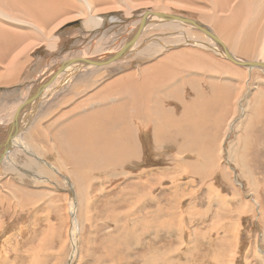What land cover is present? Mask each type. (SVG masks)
<instances>
[{
    "label": "rangeland",
    "instance_id": "rangeland-1",
    "mask_svg": "<svg viewBox=\"0 0 264 264\" xmlns=\"http://www.w3.org/2000/svg\"><path fill=\"white\" fill-rule=\"evenodd\" d=\"M181 1L188 4L187 5L188 7L185 6L186 8L181 9L177 6L178 7L177 8L176 6H172L174 4L173 2H176V1L168 0V3L165 7V8H168L166 13L182 14L184 16L196 19L202 23L204 21L203 17H206V16L210 17L211 15L210 12L215 13V11L212 8H209L210 4L208 0L206 1L205 0H181ZM234 2L236 1L234 0ZM98 9H101V4H99ZM148 10L150 12L156 11L154 7H143L140 9H136L138 13L140 11L141 13L131 20L133 22L139 20L140 17L144 14V12ZM157 11H161V10H157ZM239 12L241 13V11ZM117 13L121 14L122 16L130 14V12H116V11L113 14H117ZM218 15H220V17L223 18V17H226L228 14H220L218 12ZM159 21H162V20H159ZM263 22L264 20L262 21L261 27L264 30ZM81 23H82V20H79L78 22L66 24L65 25L66 33L72 34L77 31H80ZM151 23L147 26L148 28L146 27V29L144 30V33L142 34V37L140 38V41H141L140 43L141 44L143 43V44L139 46L140 45L139 43L138 47L136 48L137 52H135L136 51L135 49H134L135 50L134 52L138 53L146 47H149L151 50L152 49L151 47H154L153 44L155 42L160 45L161 44L167 45V43H170L168 44V48H164V49L158 48L157 53H155L156 55L151 54V57L143 56L141 59L138 58L136 60H131L130 64H124V66H120L121 68L120 71H116L113 74L111 73L109 75L102 76L104 80L101 83L99 81L97 82L98 85L101 87H99L98 85H96L97 83H95L93 88L90 87L87 92L81 95V98L83 100L84 99L89 100L93 96H98V95H101L100 93H104L103 92L104 89L106 87H109L110 84L121 79L119 78V76L124 75L126 70H131V68L135 69L134 67L138 65L139 66L142 65V68H143L144 66H151L155 64L158 61L157 59L163 56L165 52L177 53V51L181 50L180 53H182V50L184 49H191V50L193 49V50H198L202 52L204 51V53L210 54L214 56L216 59H221V58L224 59L223 57H220L218 55L216 49L214 50V48L210 44H208V41H207L208 38L204 34L200 33L199 31L192 29V30H188L187 32L186 29L183 28L179 23H174V24L168 23V24L175 26L176 28H174L173 26L172 27L170 26V28L168 29V27L162 26V29L159 30L158 27L160 24H157L155 22H151ZM209 23H211V21H209ZM209 23L204 22L205 25L209 26L217 35L220 36L221 34H219V25L215 23L214 24L211 23L213 25L210 26ZM1 24L2 26L5 25V27H7L5 29H7L6 31H8L9 34L13 32L23 33V30L18 28L19 26H14L15 27L14 28V27L9 26L11 24H6L5 22H2ZM54 24L55 23H52V25ZM128 24H130L131 26L132 25L131 21L125 24H122L120 21H118L115 25H113V28H117V31H119L120 29H122ZM163 24H167V22L163 21L161 25ZM52 25L48 24L45 26L50 28V26ZM107 25H112V24L107 22ZM236 26L240 30V32L241 31L246 32L248 30V29L242 30V28H239V25L237 24L234 25L233 29ZM255 28L256 27H253L252 29L255 30ZM90 32L91 31L81 32L83 33L84 36L83 35L79 36L80 39H83L84 41V39L86 38L87 41H84L85 44L82 42V46L80 47L79 51L85 50L87 47H89L90 45L89 43L93 41L90 38L91 37L90 34H92ZM79 33L77 35H79ZM131 34L132 32L128 35V37ZM144 34H146V37ZM185 35H188L189 37L194 38L196 40H199L201 38L199 41L202 43L189 44V45L180 43L179 41L180 40L182 41V37H184ZM0 36H2V34ZM154 36L156 37V39ZM221 36L220 38H222ZM14 37L19 38V36L17 35ZM99 38L100 36L98 37V39ZM244 38H243L244 44L242 42V45H241L244 47H242L241 50L239 51L240 56L244 59L251 60V61H259V60L263 61L264 60L263 56L257 55L256 57V54H255L256 45H260L259 44L260 39L254 38V37H251L248 39V35L245 36ZM73 39H74L75 46L77 47V43L80 39L78 40L77 37ZM125 40L126 39H124L121 43L125 42ZM97 41L98 40L96 38L95 42ZM143 41L144 42L146 41V42L144 43ZM14 42L15 41H12L11 45H13ZM69 45H70V48H72L71 43H69ZM142 46L144 47L142 48ZM194 47H197L198 49L197 48L195 49ZM207 48L209 49L207 50ZM11 49H12V46L8 48L7 43H5L4 41H1L0 39V60H3L1 58L7 57V56L10 57ZM132 51L133 50H131V52ZM187 52L189 53V51ZM158 54L160 57H158ZM32 56L33 58L31 59V63L26 66L27 70L31 67V69L27 71V74H30L32 70L34 69V67L36 66V58L34 57V55ZM223 65L227 66L228 64L223 63ZM118 66L119 64L117 65V68H119ZM122 67H125V68H122ZM126 67H128V69ZM26 69H25V66L20 69L21 75L19 73V76L22 77L23 79H25L27 75L25 74ZM181 69L182 68L177 67V69L172 71V73L180 75L181 74L180 72L182 71L184 72L185 68H183L182 70ZM76 72L78 73L76 74ZM79 72L80 70L75 71L74 75L75 76L79 75L80 74ZM118 72H121V73H118ZM241 72H243V76L241 78L239 77L238 80L239 79L240 80L234 81V83L225 82V80L220 79V78L219 80L221 82L224 81L225 83H228V84L230 83L231 86L226 87V89L232 93H233L234 88L236 90L239 89L238 95L235 94V92L232 95V96H235L234 104L236 103L237 100L240 99V102H242V104L246 107V103L249 104L252 101V99L255 97V94L256 95L258 94V91L259 92L264 91V72L263 70H260V69H254L251 72L247 71L246 69H243L241 70ZM191 73H194V72L190 71L189 73V70L187 71L185 69V74H191ZM41 75H43V71L39 70L37 77H40ZM37 77L35 79H37ZM215 79H218V78H215ZM15 81L18 83L17 79L12 78L10 82H7L5 85L3 84L4 88L0 86L1 87L0 88V99H2L0 100V106L4 105L8 101L14 102L19 98L20 99L23 98V100H25L28 97L27 89L30 87L32 83H33L32 85L34 86V81L30 82L28 80H25L24 82L22 81V82H19L18 84H16ZM44 82L45 81H43V83ZM222 84L219 83V85H222ZM7 85H11V86H8L9 87L8 88L6 87ZM66 88L68 87H65L64 90ZM12 89L14 91H12ZM93 89H95V91ZM88 93L90 94V96H88L89 95ZM112 93L113 92L110 91L109 93L108 91L105 94L107 95L109 94L108 97L111 99L115 95L114 93L113 94ZM80 101L81 99L78 100L76 103H72L73 101H70L66 103V105H61L60 107L57 104L55 107H53L49 111L50 115L48 117L46 116L43 118L41 117L42 119L40 118L41 120H39L37 123H35L36 119L38 118V116H36L37 115L36 113L38 112L37 110L41 106L39 104H44L43 102L41 103L39 101L38 103H36V105L34 104L32 105V107L29 106L28 107L29 109L28 108L25 109L28 112L26 113V111H24L23 113L24 115L22 117L24 118V120H26L25 123H23L24 125H22L21 127L22 131L25 130L23 132V137L26 136V137L31 138L33 146L37 145L35 147H38V146H39L38 148L41 147V150L43 153L41 154V156L44 155L43 158L46 161H48L47 162L48 164H49V161L52 162L54 160L53 162H56V167H58L60 171H58V173L54 171L55 173H54L53 178L47 177V178H44L43 182L36 181L37 183L35 182L36 179L33 177L31 173L32 170H29L28 168L27 169L30 171L29 176H28L29 178L28 177L25 178L24 181L23 179L19 181L18 177L13 175L12 172L10 173L12 177L10 176V174H6L4 175V177L3 176L1 177L0 179V181H2L1 183L5 182V184L4 185L1 184L2 186L0 185L2 187L0 188V191L3 188L11 189L13 188L11 187V185H13L15 187L20 186L21 188L25 190H29V191H34L35 189L39 192L44 191V193L46 192L47 196H44V195L38 196L35 194H29V192H26V191H19L16 196V200L10 199V201L8 202L4 201V198L0 196V264H29V263L34 264L31 262H36L35 264H144V263L148 264L149 263L148 261L152 258L153 259L150 260L149 264H177V263L178 264H224L225 261L226 263H231V259L233 258L234 252H236V255L234 257V264H264V117L262 115L259 117L260 119H258L257 118L258 116H256L255 112L249 108L247 110L249 111L248 112L249 114H247V118L244 121H242L243 122L242 126H239L238 122L243 117L242 116L243 112L239 114L240 109L239 108L235 109L234 107V112L232 114H233V117H235V120L233 119L230 123L231 125L233 126L236 125V126L234 127V129H233V126L232 127L230 126L231 127L230 131L232 130L233 131L229 132V136H227V138H226L227 132L225 131V133H223L224 136H223L221 144L224 143L226 147L225 148L226 155L224 156L220 154L221 153L220 149H219V155H217L216 153L217 150L214 151V149H209L208 152L209 153L211 152V154L204 156L203 157L204 162H202L203 159L201 157H196V156L186 157L185 155H182L181 157L178 155L177 156L173 155V151H174L173 146L169 147V149L167 150L170 153L169 155H165V154L155 155L154 149H152V145L150 146V140H149L148 134H139V135H142L140 137L139 143L141 145V150H140L141 155L140 156H142L140 159L143 162L141 160L140 162L139 160H136L135 158L132 159L131 158L133 157L132 155L131 157L130 155H126V158L125 156H120V158H123L122 164L120 163L119 167L113 170L115 166L113 164L115 162L114 160H116V157L115 159L107 158L106 161L101 160L102 165L99 162L103 170L102 168L99 169L97 167L99 169L98 171L97 168H95L93 164L90 162L91 160H86L84 158L83 152H84V149L86 148L84 146L88 145L87 142L88 140H90L89 138H84V137L88 136L89 133H92V132L94 134L97 133L96 135H98L101 132L107 131L111 127H114V125L111 124L110 122H107L106 120H101L103 118V114L100 111H97L99 113V116L92 117L93 120L89 118L87 120H83L81 116L78 114V109L81 105L79 103ZM45 102H47L46 99H45ZM70 103H72L71 104L72 106L70 105L69 107H66ZM12 105L13 104H11L10 107ZM73 106H74V113L70 117L65 116V117L60 118L62 113H64L65 111L71 110ZM10 107L9 109H6L7 110L6 115L8 116L11 115L10 113H12V110L10 109ZM262 110L264 111V107ZM2 111H3V108L0 111V113ZM31 113H34V114L32 115ZM34 115L36 116L35 118H34ZM54 117L55 118L59 117L60 119L65 120V121L67 120L65 122L66 123L65 126L68 128L69 135L82 136L83 134L82 137L84 139L82 138L83 140H81L79 143L77 142L74 143V141H72L73 143H70V146L73 145L74 148H72V146L71 148L69 146L66 148L68 153L69 154L71 153L70 155L73 156L72 159H74V161L70 162V165L68 164L63 154L60 152L59 153L60 158H59L55 150V147H54L55 145L60 146V144H57V140L55 139L60 129V126L58 127L56 125H60V124L57 123L55 127L52 125V122L55 121ZM27 118H29V120ZM45 120H48V122L44 123ZM7 121L4 120L3 122H0V129H4V127H6V124L8 125L9 122L6 123ZM90 122H94V123L91 124ZM104 124H105V127L107 128L104 127ZM38 125L39 127H37ZM119 126L122 127V123L120 124L118 122V125L115 126V130L117 127L119 128ZM137 126L138 125L136 124V129L138 130ZM78 128H79V131L81 132L78 131ZM101 128L104 130H101ZM98 131H101V132H98ZM76 134H79V135H76ZM38 136L42 137L43 139L38 138ZM80 136L79 138H81ZM96 137L103 138V139L106 138L104 136L102 137V135L95 136L94 138ZM225 138H226V141H225ZM106 139H108V137ZM84 141H87L86 144ZM53 143L54 145L52 146ZM102 144H103V147L104 146L106 147L108 145V143L106 144V142ZM77 147H80L81 150L76 151ZM105 147L103 149L104 150L103 152H107L109 154L110 153V151H108L109 149L107 150ZM229 147H231L232 150L235 152V157H233V160L231 161L232 164L230 163L229 157L227 155ZM245 147H246V150H245ZM236 148L238 150H236ZM76 152L77 153L79 152V153L77 154ZM9 157L10 156H7L5 159H3L2 166L5 167V165L6 166L9 165L8 164ZM17 158H21V160L18 161L17 165H19L20 163L19 166L22 167L23 164L25 163L24 155L20 153L16 157V159ZM198 158H201L202 161L201 162L198 161ZM235 158H240L241 161ZM9 159H11V157ZM129 159L131 161H129ZM244 161L247 162L246 171H243L244 166L241 169H238V167L235 166L239 163L244 164L245 163ZM10 167H13V165H11ZM196 167H199V168H196ZM162 168L164 169L167 168L168 169L167 173L164 170H161ZM205 169L207 171H205ZM20 170L26 174L25 170L21 168ZM91 170L94 173H92ZM72 172L77 178H81L86 183V185L91 186V191H92V194L88 200L90 202L88 211H86L81 205V211L85 213V216H87V213H88L87 217H91L90 221H88L87 217L82 219L84 221L83 223L84 224L86 223V224L83 225L84 230L81 236H80V229H79V220L76 218L77 213L79 211V209L77 208L79 206L80 201H79L78 196L75 194L76 190L74 189L75 188L74 180L70 177ZM98 172H100V174ZM56 175H57V178L55 177ZM96 177L98 178L96 179ZM47 179H50V181H47ZM8 180L10 181V183ZM102 180L104 183H102ZM154 181L156 183L159 182V184L158 183L156 184ZM160 181H162V183H160ZM132 186L134 187V191H133ZM130 189L132 191H130ZM2 193L6 194V192L3 190H2ZM127 193L128 195H126ZM144 193L148 195L146 196ZM137 194L141 196H144V195L146 196L145 198L146 200L144 199L143 201H141L142 202L140 205L141 207L140 206L135 207V205L133 204L135 202V199L138 197ZM73 202L75 203V211L71 214L70 207H72ZM156 209H158L157 212H156ZM113 212L115 215L113 214ZM149 213H152V216ZM137 214L138 216L139 214L141 216L138 217L136 216ZM164 214L166 217L164 216ZM144 216L147 219L144 218ZM171 219L172 221L169 222V220ZM143 220H145L146 223L145 222L143 223ZM176 220L178 224H175L177 223L175 222ZM173 225L177 228L174 229ZM151 226L152 227L154 226L153 229L155 230H153ZM178 228L179 229L181 228L182 231H180ZM148 229H150L151 231L149 230L148 232ZM166 229L168 230L165 231ZM124 230H126L125 232L129 234H125V235L123 234L124 239L123 238L121 239V237H119V234H121V232ZM135 230H136L137 238L138 236L139 237L141 236L140 238H138L139 240L137 239V243L135 242L136 245L134 244L133 237H132ZM160 230H164L166 233V234L165 233L162 234L163 237H161V233L159 234V232H157ZM175 230L178 232L177 235H176ZM145 232L147 234H145ZM153 232L154 234H152ZM142 234H144V236ZM179 236H180V239H179ZM205 238L207 241L205 240ZM117 240L121 244L117 243L116 242ZM126 240L129 241L128 243L131 242L129 246L133 244L132 247L130 246L129 248V246H127L128 243H126L127 242ZM135 240H136V237H134V241ZM219 240L220 242H223L224 245L220 243ZM112 244H113V247L116 246L117 248L115 247L113 251H110V249L108 248V245H112ZM122 245H124L125 247H123ZM228 245H231V246H228ZM208 246L209 247L212 246V248H209ZM214 246L218 248L215 249ZM221 246L223 249L225 248L224 251H222L223 249L221 248ZM232 246H235V247H232ZM136 247H137V250H136ZM75 248L78 249L77 256L72 257V259H69V257H71L72 252L74 251ZM120 248H121V252H120ZM216 250L218 253L219 251L224 252V255L227 252L226 254L227 256L225 255L226 258H220ZM226 250H228L229 252ZM172 251L174 254L172 253ZM107 255H109V257H107ZM169 256H170V259H169ZM104 257L106 258L105 259L106 261L104 260ZM215 257H219V258L217 259ZM144 258H145V261L147 259L148 260L146 262H143ZM221 260L223 261V263Z\"/></svg>",
    "mask_w": 264,
    "mask_h": 264
},
{
    "label": "bare ground",
    "instance_id": "bare-ground-1",
    "mask_svg": "<svg viewBox=\"0 0 264 264\" xmlns=\"http://www.w3.org/2000/svg\"><path fill=\"white\" fill-rule=\"evenodd\" d=\"M169 1H176L173 2L174 4L172 6H178L181 9L186 8L185 6H187L188 4L182 2L181 0H169ZM206 1V0H205ZM210 7L212 8L215 13L210 12V17H203V23H209V21H211V23H215L219 25V34H221L220 36L222 38H220L219 35H217L224 43V48H222L221 50L218 49L217 45H215L211 40L207 39L208 44H210L214 50H218L219 52L218 55L220 57H225L226 53H227V57H225L224 59H216L214 56L210 55V54H206L204 53V51H198V50H191V49H184L180 51H177V53H173L171 52L170 54L165 52L164 54L166 56L161 57V59H157L158 61L151 65V66H144L142 68L141 66H136L134 67L135 69L131 68V70H126L125 74L122 76H119L118 81L112 83L109 85V87H106L104 89V93H100L101 95L98 96H93L92 98H90L89 100H83L81 98V95L85 92H87L89 90L90 87L93 88L94 84L97 83L98 81L101 83L104 78L102 76L105 75H109V74H113L116 71H120L121 68L120 66H124V64H130L131 60H136V59H141L143 56H150L151 54H155L158 51V48L160 49H164V48H168V44H157L156 42L153 44L154 47H151L152 49L150 50L149 47L144 48L142 51L137 52L136 48L138 47V44L141 42L140 38L142 37V34L140 35V37L137 39V41L134 43V45L130 48L129 54H127L124 58L120 59L117 62L114 63H110L108 65H104V66H91V65H86L83 64L81 62H76V63H72L70 65H68L67 67H65L64 69H59L60 65L62 63H66L69 61H73V60H77V59H97V60H103L106 59L108 56L114 54L125 42L121 43L124 39H128V35L131 32H134L136 30V26H138L139 24V20L132 22V25L130 26V24L126 25L125 27H123L122 29H120L119 31H117V28H113V25H115L118 21H120L122 24L128 23L130 22L131 19L135 18L137 15H139L141 13V11L138 13V11H136V9H140L143 7H154V9H156L155 12H163L165 14L166 11L168 10V8H165L168 0H0V35L2 34V36H0L1 41H4L5 43H7V47L9 48L10 46H12L11 49V53H10V57H4L1 58L3 60H0V86H4L7 82H10L12 80V78L17 79L18 83L19 82H24L25 80H28L30 82L34 81V86L31 84L30 87L27 89V95H33V96H39L40 97L36 100H34L32 102V104L30 105L32 107V105H36V103H38L39 101L44 104H39L41 105L40 108L37 110L38 112L36 113L38 116V118L36 119L35 123H37L39 120H41L43 117H48L50 115V110L55 107L57 104L60 107L61 105H66V103L73 101L72 103H76L78 100L81 99V101L79 102L81 105L78 109V114L81 116V118L83 120H87L88 118L93 120L92 117H96L99 116V113L97 111H100L103 114V118L101 120H106L107 122H110L111 124L114 125V127H111L109 130L107 131H98L101 132L100 134L96 135L93 132L89 133L88 136L84 137V138H89L90 140L84 141L85 144L86 142L88 143V145L84 146L86 147L84 149L83 155L84 158L86 160H91L90 162L93 164V166L95 168H102V161L101 160H107V158H111V159H115L114 160V169L115 170L117 167H119L120 163L122 164V160L123 158H120V156H125L126 155H131L133 157H131L132 159H136V160H141L140 158L142 156H140L141 152V145H140V137L142 135L139 134H148V129H149V125H150V116L153 113V111H151L150 107V100L149 98H151V95L153 94V91L159 87H163L167 84H172L171 82H174V80H176L175 78H178V81H181L180 78L184 79L186 78V76H189L191 78H199L200 80H202L203 75H208L211 77H215V78H219L225 80V82H232L234 83V81H239L238 78L243 76V72H241V70L246 69L247 71H252L254 69H260L263 70L264 72V60H259V61H251V60H247L244 59L240 56L239 51L241 50L242 47V42L244 41L243 38L245 36L248 35V39L251 37L254 38H259L260 39V45H256V49H255V54L256 57L258 56H263L264 57V30L261 27L262 21L264 20V0H235L236 2H234V0H208ZM181 4H179V3ZM99 4H101V9L99 8ZM208 4V2H207ZM177 7V8H178ZM188 7V6H187ZM233 7V8H231ZM201 8V7H200ZM147 9V8H146ZM153 9V8H151ZM190 9V8H189ZM157 10H161V11H157ZM188 10V9H187ZM192 10V9H191ZM208 10V9H207ZM210 10V9H209ZM130 12L129 15H121L119 13L117 14H113L114 12ZM136 11V13H135ZM194 11V9H193ZM205 11V10H203ZM241 11V13L239 12ZM189 12V11H188ZM217 12V13H216ZM218 12L220 14H228L226 17L221 18L220 15H218ZM201 13V12H200ZM218 16H217V15ZM141 18V17H140ZM75 20V21H73ZM79 20H82V23L80 24V31H77L75 33L69 34L66 33L65 31V25L68 23H73V22H78ZM2 22H5L6 24H11L9 26L14 27V26H19V29L23 30V33H16L13 32L11 34L8 33V31H6L7 27H5V25L2 26ZM107 22H109L112 25H107ZM151 22H155L157 24H160L158 29L161 30L162 26H166L168 27V29L170 28V26L172 27L173 25L171 24H163V21H159L157 20V18L152 17V15H150L149 20H148V24L146 25V27L151 23ZM52 23H55L54 25H52ZM209 23V25H213ZM264 23V22H263ZM51 24L52 26H50V28H48L45 25ZM152 24V23H151ZM174 24V23H172ZM180 24V23H179ZM237 24L239 25V28L243 29H248L246 32L241 31L237 28V26L235 28L237 29H233L234 25ZM154 25V24H153ZM183 28L186 29V31L188 32V30H192L189 26H185L180 24ZM178 25V26H180ZM217 25V26H218ZM215 26V25H214ZM145 27V29H146ZM152 27V25H151ZM154 27V26H153ZM174 28H176L175 26H173ZM213 27V26H212ZM256 27L255 30H253L252 28ZM15 28V27H14ZM138 28V27H137ZM148 28V27H147ZM178 28V27H177ZM144 29V30H145ZM153 29V28H152ZM232 29V30H231ZM11 30V29H10ZM21 30V31H22ZM158 30V31H159ZM176 30V29H174ZM85 31H91L90 33V38L91 40H93L92 42H90L89 47H87L85 50H81L79 51L80 47L82 46V42L84 43V41H87L86 38L84 39H80L79 36L83 35V33L81 32H85ZM129 31V33H128ZM147 31V30H146ZM172 31V30H171ZM72 32V31H70ZM80 32V33H79ZM149 32V31H148ZM180 32V30H179ZM79 33V35H77ZM128 33V34H127ZM169 33V32H168ZM175 33V32H174ZM183 33V32H182ZM198 33V32H196ZM201 33V32H200ZM127 34V35H126ZM160 34V33H159ZM166 34V33H165ZM181 34V33H180ZM184 34V33H183ZM203 34V33H202ZM19 36L18 40L17 38H15L14 36ZM146 37V34H144ZM154 35V34H153ZM152 35V36H153ZM167 35V34H166ZM165 35V36H166ZM190 35V34H189ZM84 36V35H83ZM100 36V38L98 39V37ZM163 36V35H162ZM161 36V37H162ZM181 36V35H180ZM198 36V34H197ZM77 37L78 38V43H77V47L75 46L74 43V39ZM155 37V36H154ZM153 37V39H154ZM160 37V38H161ZM84 38V37H83ZM97 38V42H95V39ZM152 38V37H151ZM204 38V37H202ZM247 38V37H246ZM147 39V38H146ZM156 39V37H155ZM159 39V38H158ZM201 39V38H200ZM199 39V40H200ZM245 39V38H244ZM125 40V41H126ZM151 40V39H150ZM160 40V39H159ZM158 40V41H159ZM180 40V39H179ZM199 40H196L194 38L189 37L188 35H185L184 37H182V41L180 40L179 42L182 44H196V43H202ZM203 40V39H202ZM15 41L13 45H11V42ZM161 41V40H160ZM247 41V40H246ZM259 41V40H258ZM144 42V41H143ZM146 42V41H145ZM144 42V43H145ZM162 42V41H161ZM177 42V43H179ZM69 43H71L72 48H70ZM121 43V45H120ZM207 43V42H206ZM205 43V44H206ZM246 43V42H245ZM254 43V42H253ZM10 44V45H9ZM85 44V43H84ZM143 44V43H142ZM140 43L139 46L142 45ZM147 44V43H146ZM244 44V42H243ZM148 45V44H147ZM202 45V44H201ZM209 45V46H210ZM255 45V44H254ZM158 46V47H156ZM167 46V47H166ZM175 46V45H174ZM196 46V45H194ZM200 46V45H199ZM205 46V45H204ZM208 46V47H209ZM210 46V47H211ZM85 47V46H83ZM144 46H142L143 48ZM2 48V47H1ZM192 48V47H191ZM195 49L197 47H194ZM251 48V47H250ZM75 49V50H74ZM82 49V48H81ZM136 51H135V50ZM198 49V48H197ZM209 48H207L208 50ZM69 50V51H68ZM131 50H133L131 52ZM201 50V49H200ZM5 51V50H4ZM68 51V52H67ZM73 51V53H72ZM76 51V52H74ZM135 51V52H134ZM165 51V50H164ZM189 51V53L187 52ZM135 54H134V53ZM209 52V51H208ZM3 53V52H2ZM1 53V54H2ZM69 55H67V54ZM72 53V54H71ZM212 53V52H211ZM9 54V53H8ZM34 55V57L36 58V66L34 67V71L32 70V72L30 74H27V71H29L31 69V67L27 70L26 66L28 64L31 63V59L33 58L32 55ZM65 54V55H64ZM4 55V54H3ZM156 55V54H155ZM163 55V54H162ZM154 56V55H152ZM158 57L159 54H158ZM157 57V58H158ZM145 59V58H144ZM151 61V60H150ZM38 62V63H37ZM145 62V61H144ZM208 62V64H207ZM245 63V62H255L256 64H259L260 66H249V67H245V66H241L238 63ZM146 63V62H145ZM223 63L228 64L227 66H224ZM119 64V68H117V65ZM147 64V63H146ZM136 65V64H135ZM25 66V74L26 78L23 79L22 77L19 76L20 73V69L23 68ZM129 67V66H128ZM128 67H126L128 69ZM141 67V68H140ZM177 67L180 68H185L187 71L194 72L191 74H185V69L184 72H180V75L177 74H173L172 71H174L175 69H177ZM125 68V67H122ZM181 69V70H182ZM240 69V70H239ZM39 70L43 71V75H41L40 77L38 76V72ZM79 71L80 70V74L75 76L74 73L75 71ZM22 71V70H21ZM177 71V70H176ZM175 71V72H176ZM23 72V71H22ZM123 72V71H122ZM78 72H76L77 74ZM121 73V72H118ZM173 75H172V74ZM178 73V72H177ZM116 74V73H115ZM21 75V73H20ZM177 75V76H175ZM37 77V79H35ZM175 77V78H173ZM187 77V78H189ZM206 78V77H205ZM190 79V78H189ZM109 80V79H108ZM208 80V79H207ZM216 80L217 79H212L211 81L214 83V85L216 86ZM43 81H45L43 83ZM177 81V82H178ZM199 81V80H197ZM210 81V80H208ZM13 82V81H12ZM16 82V81H15ZM185 82V81H183ZM189 82V81H188ZM204 82V81H203ZM220 82L222 85H224L225 87H229L231 86V84L229 83H225L224 81L221 82L220 80L218 81ZM261 82V81H260ZM259 82V83H260ZM16 82V84H18ZM201 83V82H199ZM208 83V82H207ZM4 84V85H3ZM10 84V83H9ZM15 84V85H16ZM179 84V83H178ZM186 84H188L186 82ZM193 84V83H191ZM196 84H198V82H196ZM248 84V83H247ZM14 85V86H15ZM65 85V86H64ZM98 85V83L96 84ZM177 85V84H176ZM175 85V86H176ZM200 85V84H199ZM219 85V83H218ZM11 86V85H7L6 87ZM63 86V87H62ZM99 86V85H98ZM168 86V85H167ZM174 86V85H172ZM192 86V85H190ZM189 86V87H190ZM194 86V85H193ZM204 86V85H203ZM13 87V86H12ZM65 87H68L64 90ZM101 87V86H99ZM170 87V86H169ZM200 87V86H199ZM234 87V86H233ZM1 88V87H0ZM4 88V87H3ZM9 88V87H8ZM61 88V89H60ZM95 88V87H94ZM98 88V87H97ZM167 88V87H166ZM177 87V91H178ZM201 88V87H200ZM199 88V89H200ZM204 88V87H203ZM208 88V87H207ZM6 89V88H5ZM60 89V90H59ZM180 89V88H179ZM192 89V88H191ZM198 89V90H199ZM205 89V88H204ZM242 89V88H241ZM259 89V88H258ZM59 90V91H57ZM64 90V91H63ZM95 91V89H93ZM91 90V91H93ZM98 90V89H97ZM173 90V89H172ZM175 90V89H174ZM238 90H236L235 94L238 95ZM11 91V90H10ZM9 91V92H10ZM12 91H14L12 89ZM110 93L113 92L115 95L113 98H109V94H105L106 92ZM158 91V90H157ZM168 91V90H167ZM193 91V89H192ZM201 91H203L201 89ZM200 91V92H201ZM208 91V90H205ZM25 92V91H23ZM60 92V93H59ZM100 92V91H99ZM156 91H154L155 93ZM162 92V91H160ZM166 92V91H165ZM174 92V91H173ZM197 92V91H196ZM226 92V91H225ZM59 93V94H58ZM112 93V94H113ZM175 93V92H174ZM199 93V92H198ZM198 93L196 95H198ZM206 93V92H205ZM216 93V92H215ZM11 94V93H10ZM9 94V95H10ZM13 94V93H12ZM89 94V93H88ZM157 95H160L158 93H156ZM202 96H203V92H201ZM229 95H233L232 92L228 91ZM169 95V93H168ZM171 95V94H170ZM169 95V97H170ZM180 95V94H179ZM222 95V94H221ZM226 95V94H225ZM2 96V95H1ZM90 96V94L88 95ZM176 96V95H175ZM199 96V95H198ZM7 97V96H6ZM83 97V96H82ZM112 97V96H111ZM155 97V96H154ZM158 97V96H157ZM164 97V95H163ZM174 97V96H173ZM184 97V96H183ZM187 97V96H186ZM210 97V96H209ZM222 97V96H221ZM9 98V97H8ZM14 98V97H13ZM16 98V97H15ZM22 98V97H21ZM80 98V99H79ZM85 98V97H84ZM156 98V97H155ZM178 98V97H177ZM193 98V97H192ZM196 98V97H195ZM194 98V99H195ZM199 98H204L203 97H199ZM6 99V98H5ZM45 99L47 100V102H45ZM87 99V98H86ZM160 99V98H159ZM164 99V98H163ZM167 99V98H165ZM169 99V98H168ZM175 99V98H174ZM182 99V98H180ZM184 99V98H183ZM182 99V100H183ZM190 99V98H189ZM197 99V98H196ZM2 100V99H0ZM26 100V99H25ZM22 99H17L14 102H6L4 105L0 106V111L3 108V113L0 115V122H3L4 120L7 121L6 123L10 122L12 120V116L15 114V112L17 111L18 107L21 105V103H23V101H25ZM157 100V99H156ZM179 100V98H178ZM185 100V99H184ZM206 100V99H205ZM12 101V100H11ZM155 101V100H154ZM158 101V100H157ZM173 101V100H172ZM175 101V100H174ZM189 101V100H188ZM200 101V99L198 100ZM204 101V100H203ZM209 101V100H207ZM207 101L206 104H207ZM242 101V100H241ZM160 102V101H159ZM212 102V101H211ZM13 104L11 107L10 105ZM72 103H70L69 105H67L66 107H69ZM162 103V102H161ZM188 103V102H187ZM187 103L185 104L187 106ZM197 103V102H196ZM203 104L204 102H200V104ZM3 104V103H2ZM167 104V103H166ZM191 104V102H190ZM205 104V105H206ZM43 105V106H42ZM151 105L152 102H151ZM156 105V103H155ZM184 105V104H183ZM199 105V103H198ZM204 105V106H205ZM72 106V105H71ZM192 106H194L192 104ZM191 106V107H192ZM202 106V105H201ZM10 109L12 110V113H10L11 115H6L7 114V110L6 109ZM34 107V106H33ZM39 107V106H38ZM155 106L153 105V108ZM235 109L239 108V114L241 112H243V117L240 119L239 126H242L243 122L246 118H247V114H249L247 111L249 108L252 109L256 116H258L257 118L260 119L259 117L262 115L264 117V111L262 110L264 107V91L259 92L255 97L252 99V101L247 104L246 103V107L242 104V102H240V99L236 101L235 103ZM62 108V107H61ZM65 108V106H64ZM156 108V107H155ZM167 108V107H166ZM193 108V107H192ZM195 108V107H194ZM222 108V107H221ZM29 109V108H28ZM197 109H200L197 107ZM196 109V110H197ZM31 110V109H30ZM34 110V109H33ZM32 110V111H33ZM68 110V109H67ZM153 110V109H152ZM169 110V109H168ZM187 110V109H183ZM189 110V109H188ZM193 110V109H192ZM195 110V109H194ZM24 111V110H23ZM26 111V110H25ZM174 111V110H173ZM203 111V110H202ZM28 111H26L27 113ZM30 112V111H29ZM152 112V113H151ZM162 112V111H161ZM160 112V113H161ZM170 112V111H169ZM188 112V111H187ZM194 112V111H193ZM191 111V113H193ZM200 112V111H197ZM17 113V112H16ZM24 113V112H23ZM21 115H16L15 120L11 126V130L14 131L13 132V136L10 134L8 135V138L5 139V133H7V130H0V136L1 138H4L7 141V146L10 145V151L8 154H1L0 153V179L1 177L6 174H10L11 172L13 173V175L17 176L19 181L25 178H27L29 176V170H32V175L33 177L36 179L35 182L37 181H42L44 180V178L50 177L53 178L54 177V173H58V171H60V169L58 167H56V162H50L49 164L47 163L48 161H46L41 154L42 150L41 147H35L32 144L31 138L29 137H23V132L21 127L22 125H24L23 123H25L26 120H24V118L22 117L24 114ZM35 113V112H34ZM34 113H31L32 115ZM74 113V106L71 108V110L65 111L64 113L61 114V117H70L72 114ZM90 113V114H89ZM155 113V112H154ZM153 113V114H154ZM201 113V112H200ZM199 113V114H200ZM229 113V111H228ZM30 114V115H31ZM59 114V113H58ZM156 114V113H155ZM188 114H190V112H188ZM208 114V113H207ZM212 114V113H211ZM217 114V113H216ZM230 114V113H229ZM162 115V114H161ZM169 115V114H168ZM195 115V113H194ZM192 115V117L194 116ZM197 115V114H196ZM204 115V114H201ZM34 115V118L36 117ZM57 116V115H56ZM158 116V114H157ZM186 116V115H184ZM206 116V115H205ZM217 116V115H216ZM230 116V115H229ZM232 116V113H231ZM239 116V115H238ZM9 117V118H8ZM25 117V116H24ZM32 117V116H31ZM42 117V118H41ZM187 117V116H186ZM189 117V116H188ZM187 117V118H188ZM207 117V116H206ZM227 117V116H226ZM41 118V119H40ZM55 118V117H54ZM59 117H56L52 122V125L55 127V125L57 123H59L60 125H56V126H60L59 132L57 133L56 136V140H57V144H60V146L55 145V150L59 156V153L61 152L63 154V156L65 157V159L67 160L68 164L70 165L71 161H74V159H72L73 156H71L68 151L66 150V148L69 146L71 148H74L73 145L70 146V143H73L72 141L79 143L81 140H83L84 138L82 136H80L81 138H79V136H74V135H69L68 133V128L65 126V120L60 119ZM184 118V117H182ZM191 118V117H190ZM190 118H188L190 120ZM29 120V118H27ZM53 119V118H52ZM64 119V118H63ZM80 119V118H79ZM99 119V118H98ZM122 119V120H121ZM162 119V118H161ZM179 119V118H178ZM181 119V118H180ZM179 119V120H180ZM194 120V117L191 118ZM216 119V118H215ZM224 119V117H223ZM222 119V120H223ZM235 120V117H231L230 121L227 122H223V130L225 128V131L227 132L226 138L227 136H229V132L231 127L233 125H231V121ZM50 120V119H49ZM69 120V119H68ZM96 120V119H95ZM154 120V119H153ZM164 120V119H163ZM166 120V119H165ZM183 120V119H182ZM218 120V119H217ZM262 120V119H261ZM34 121V120H33ZM52 121V120H51ZM158 121V120H157ZM168 121V120H167ZM166 121V122H167ZM173 121V120H172ZM187 121V119H186ZM191 121V120H190ZM256 121V120H255ZM45 122H48V120H45ZM69 122V121H68ZM81 122V121H80ZM118 122L121 124L122 123V127L119 126V128L117 127L115 130V126L118 125ZM188 122V121H187ZM193 122V121H192ZM191 122V123H192ZM208 122V121H207ZM221 122V120H220ZM242 122V123H241ZM262 122V121H261ZM4 123V124H6ZM21 125L19 128L16 127L15 124ZM73 123V122H72ZM78 123V122H77ZM91 124H93L94 122H90ZM103 123V122H102ZM169 123V122H168ZM190 123V124H191ZM216 123V122H215ZM109 124V123H108ZM136 124L138 125V130L136 129ZM157 124V123H156ZM155 124V125H156ZM166 124V123H165ZM176 124V123H175ZM188 124V125H190ZM218 124V123H217ZM216 124V126H217ZM3 125V124H2ZM31 125V124H30ZM95 125V124H94ZM107 125V124H106ZM110 125V124H109ZM154 125V126H155ZM192 125V124H191ZM238 125V124H237ZM7 126V124H6ZM51 126V125H50ZM81 126V125H80ZM79 126V127H80ZM152 126V124H151ZM150 126V127H151ZM168 126V125H167ZM173 126L175 127V125L173 124ZM197 126V125H196ZM231 126V127H230ZM236 125L233 126V129ZM32 127V126H31ZM39 127V125L37 126ZM53 127V128H54ZM82 127V126H81ZM100 127V126H99ZM98 127V128H99ZM105 127V124H104ZM159 127V126H158ZM5 128V127H4ZM44 128V127H43ZM107 128V127H105ZM156 128V127H155ZM160 128V127H159ZM221 128V126L219 127ZM28 129V128H27ZM46 129V128H45ZM76 129V127H75ZM176 129H178L176 127ZM239 129V128H238ZM241 129V127H240ZM96 130V129H95ZM101 130H104L101 128ZM151 130V129H150ZM161 130V129H160ZM158 129V131H160ZM56 131V130H55ZM79 131V128H78ZM91 131V130H90ZM94 131V129H93ZM39 132V131H38ZM81 132V131H79ZM206 132V131H205ZM222 132V131H221ZM51 133V132H50ZM78 133V132H77ZM150 133V131H149ZM156 133V132H155ZM161 133V132H160ZM191 133V132H190ZM37 134V133H36ZM40 134V133H39ZM38 134V135H39ZM48 134V133H47ZM88 134V133H86ZM7 135V134H6ZM32 135V134H31ZM45 135V134H44ZM102 137H108V139H103V138H99L95 136H101ZM219 135V133H218ZM47 136V135H46ZM50 136V135H48ZM33 137V136H32ZM44 137V136H43ZM151 137V136H150ZM160 137V136H159ZM173 137V136H172ZM245 137V136H244ZM34 138V137H33ZM38 138H42L39 137ZM83 138V139H82ZM162 138V137H161ZM225 138V141H226ZM35 139V138H34ZM43 139V138H42ZM155 139V138H154ZM159 139V138H158ZM176 139V138H175ZM231 139V138H230ZM38 140V139H37ZM174 140V139H173ZM47 141V140H46ZM52 141V140H50ZM90 141V142H89ZM151 141V140H150ZM177 141V140H176ZM224 141V142H225ZM106 142V144L108 143V145L105 147L108 151H110V153L108 154L107 152H103L104 147L103 144ZM180 142V141H179ZM234 142V141H233ZM244 142V141H243ZM160 143V142H159ZM171 143V142H170ZM169 143V144H170ZM173 143V142H172ZM178 143V142H177ZM176 143V144H177ZM28 146H27V145ZM174 143V145H176ZM179 144V143H178ZM182 144V143H181ZM180 144L181 147L182 145ZM233 144V143H232ZM54 145V143L52 144V146ZM76 145V144H75ZM83 145V144H82ZM81 145V147H82ZM105 145V144H104ZM149 145V144H148ZM230 145V144H228ZM227 145V146H228ZM6 146V147H7ZM77 146V145H76ZM169 147L173 146V145H168ZM236 146V145H235ZM46 147V146H45ZM111 147V149H110ZM155 147V146H154ZM162 147V145H161ZM232 147V146H231ZM229 147L228 148V152L227 155L229 157V161L231 163V161L233 160V157H235V152L232 150V148ZM237 147V146H236ZM241 147V146H240ZM47 148V147H46ZM182 148V147H181ZM225 145L224 143L221 144L220 146V151H221V155H226V151H225ZM234 148V147H233ZM76 149V147H75ZM91 149V151H90ZM169 149V148H168ZM184 149V148H183ZM81 150L80 147H77L76 151ZM181 150V149H178ZM224 150V151H222ZM236 150H238L236 148ZM246 150V147H245ZM74 151V150H73ZM106 151V150H105ZM46 152V151H45ZM55 152V151H54ZM179 152V151H178ZM177 152V153H178ZM185 152V151H184ZM23 154L25 159V163L23 164L22 167H20V163L19 165H17L18 161L21 160V158H17L16 157L19 154ZM77 153V152H76ZM79 153V152H78ZM77 153V154H78ZM119 153V154H118ZM195 153V152H193ZM52 154V153H51ZM73 154V153H72ZM180 154V153H178ZM247 154V153H246ZM245 154V155H246ZM74 155V154H73ZM181 155H183L181 153ZM192 155V154H191ZM7 156H10L11 159L8 158V166L5 165L2 166V161L3 159H5ZM177 156V155H176ZM179 156V155H178ZM237 156V155H236ZM52 157V156H51ZM50 157V158H51ZM54 157V156H53ZM128 157V156H127ZM145 157V155H144ZM175 157V156H174ZM182 157V156H181ZM221 157V156H220ZM56 158V157H55ZM176 158V157H175ZM184 158V157H183ZM182 158V160H183ZM186 158V157H185ZM45 161H43V160ZM177 159V158H176ZM235 159H239L240 158H235ZM242 159V158H241ZM180 160V159H179ZM59 161V159H58ZM128 161V160H127ZM129 161H131L129 159ZM142 161V160H141ZM140 161V162H141ZM241 161V160H240ZM89 162V161H88ZM100 162V164H99ZM112 162V163H113ZM143 162V161H142ZM235 162V161H234ZM245 163H239L235 166L238 167V169H241L244 166V170L246 171V167H247V162L244 161ZM22 163V162H21ZM109 163V162H108ZM111 163V164H112ZM125 163V162H124ZM185 163V162H184ZM189 163V162H188ZM140 164V163H139ZM197 164V162H196ZM232 164V163H231ZM11 165H13V167H10ZM90 165V164H89ZM88 165V166H89ZM125 165V164H124ZM123 165V166H124ZM138 165V164H137ZM230 165V164H228ZM91 166V165H90ZM109 166V165H108ZM107 166V167H108ZM112 166V165H111ZM135 166V165H133ZM199 166V165H198ZM18 167V168H17ZM24 167V168H23ZM192 167V166H191ZM21 169L25 170L26 174L24 172H22ZM29 170H28V169ZM97 168V170L99 171V169ZM199 168V167H196ZM206 168V167H205ZM93 170V169H92ZM91 170V172H92ZM103 170V168H102ZM101 170V172H102ZM112 170V171H113ZM194 170V168H193ZM55 171V172H54ZM75 171V170H74ZM95 171V169H94ZM205 171H207L205 169ZM115 172V171H114ZM94 173V172H92ZM100 174V172H98ZM116 173V172H115ZM209 173V172H208ZM212 173V172H211ZM89 174V172H88ZM118 174V173H117ZM116 174V175H117ZM98 175V174H97ZM204 175V173H203ZM11 176V174H10ZM88 176V175H86ZM99 176V175H98ZM111 176V175H110ZM8 177V176H7ZM12 177V176H11ZM57 178V175L55 176ZM70 177L74 180V186H75V190H76V195L79 198V206L77 209H79L78 213H77V219L79 220V229H80V236L82 235L83 232V225H85L82 219H84L85 217V213L83 211H81V205L82 207L88 211V207L90 206V202L89 197L92 194L91 191V186L86 185V183L81 179V178H77L73 172L70 175ZM91 177V175H90ZM89 177V178H90ZM29 178V177H28ZM98 177H96L97 179ZM6 179V178H5ZM11 179V178H10ZM33 179V178H32ZM157 179V178H155ZM4 180V179H3ZM28 180V179H27ZM93 180V179H92ZM91 180V182H92ZM101 180V179H100ZM162 180V179H161ZM5 181V180H4ZM9 181V180H8ZM47 181H50V179H47ZM90 181V180H89ZM147 181V180H146ZM159 181V180H158ZM2 181H0V185H4V183H1ZM36 182V183H37ZM151 182V180H150ZM155 182V181H154ZM153 182V183H154ZM10 183V181H9ZM19 183V182H18ZM47 183V182H46ZM90 183V182H89ZM96 183V182H95ZM102 183L103 180H102ZM139 183V182H138ZM156 183V182H155ZM159 184V182H157ZM156 183V184H157ZM160 183H162V181H160ZM20 184V183H19ZM146 184V183H145ZM143 184V185H145ZM1 185V186H2ZM99 185V184H97ZM150 185V183H149ZM0 186V188H2ZM131 186V185H130ZM9 187V186H8ZM11 189H2L3 191L6 192V194L2 193V190L0 191V196H2L4 198V201L8 202L10 201V199L12 200H16V196L18 194L19 191H26L29 192V194H35V195H44L47 196L46 192L44 193V191H29V190H25L23 188L19 187H15L13 185H11ZM133 187V186H132ZM28 188V187H27ZM30 188V187H29ZM35 188V187H34ZM142 188V187H141ZM32 189V188H31ZM140 190V189H139ZM143 190V189H142ZM127 191V190H126ZM130 191H132L130 189ZM133 191H134V187H133ZM146 191V190H144ZM143 191V192H144ZM149 191V190H148ZM152 191V190H151ZM212 191V190H210ZM32 192V193H31ZM140 193V192H139ZM150 193V192H149ZM145 194V193H144ZM152 194V193H151ZM128 195V193L126 194ZM131 195V194H130ZM138 197L135 199V202L133 203L135 205V207H138L141 205V201H143L146 196L148 195H144L141 196L139 194H137ZM152 196V195H151ZM217 196V195H216ZM156 198V197H155ZM152 199V198H151ZM146 200V199H145ZM149 200V199H148ZM153 200V199H152ZM155 200V199H154ZM151 201V200H150ZM156 201V200H155ZM158 201V200H157ZM149 202V201H148ZM160 203V202H159ZM153 204V203H152ZM171 204V203H170ZM111 205V204H110ZM144 205V204H143ZM161 205V204H160ZM71 206V205H70ZM108 206V205H107ZM167 206V205H166ZM169 206V205H168ZM141 207V206H140ZM165 207V206H164ZM145 208V207H144ZM161 208V207H160ZM170 208V207H169ZM115 209V207H114ZM135 209V208H134ZM139 209V208H138ZM163 209V208H162ZM168 209V208H166ZM165 209V210H166ZM71 210V214L75 211V203H72V207H70ZM158 209H156L157 212ZM142 211V209H141ZM147 212V211H146ZM161 212V210H160ZM171 212V210H170ZM153 213V212H152ZM152 213H149L152 216ZM82 214V215H81ZM114 214V212H113ZM157 214V213H156ZM163 214V213H162ZM169 214V213H168ZM115 215V214H114ZM76 216V215H75ZM138 216V214L136 215ZM139 216H141L139 214ZM138 216V217H139ZM158 216V215H157ZM162 216V215H161ZM165 216V214H164ZM150 217V216H149ZM166 217V216H165ZM170 217V216H169ZM168 217V218H169ZM173 217V216H172ZM144 218H146L144 216ZM163 218V217H162ZM175 218V217H174ZM88 221L91 220V217H87ZM147 219V218H146ZM145 219V220H146ZM165 219V218H164ZM177 219V218H176ZM145 220H143V223L145 222ZM149 220V219H148ZM154 220V219H153ZM178 220V219H177ZM177 220L175 222H177ZM77 221V220H76ZM147 221V220H146ZM157 221V220H155ZM171 220H169V222H171ZM219 222V220H218ZM146 223V222H145ZM148 223V222H147ZM151 223V221H150ZM157 223V222H156ZM155 223V224H156ZM216 223V222H215ZM78 224V223H77ZM91 224V223H90ZM138 224V223H137ZM172 224V223H171ZM175 224H178L175 223ZM174 224V225H175ZM141 225V224H140ZM145 225V224H144ZM157 225V224H156ZM173 225V226H174ZM150 226V225H149ZM167 226V225H166ZM176 226V225H175ZM174 226V229L177 228ZM152 227V226H151ZM180 227V226H179ZM182 227V226H181ZM140 228V227H139ZM149 228V227H148ZM154 228V226L152 227V229ZM157 228V226H156ZM166 228V227H165ZM179 229V228H178ZM137 230V229H136ZM136 230L134 232V234L132 235L133 237V242L135 244V242L137 243V239L140 238L138 236L137 238V234H136ZM140 230V229H139ZM150 229H148L149 232ZM155 230V229H153ZM158 230V229H157ZM168 229H166L165 231H167ZM173 230V228H172ZM171 230V231H172ZM180 231L181 228L179 229ZM126 230L122 231L121 234V239H124L123 234H129L125 232ZM147 231V230H146ZM151 231V230H150ZM164 230H160L157 231L159 232V234L161 233V237H163L162 234L165 233ZM75 232V230H74ZM176 235H177V231L175 230ZM62 233V232H61ZM138 233V232H137ZM174 233V231H173ZM180 233V232H179ZM206 233V232H205ZM204 233V234H205ZM145 234H147L145 232ZM154 234V232L152 233ZM158 234V233H157ZM156 234V236H157ZM166 234V233H165ZM183 234V233H182ZM208 234V233H207ZM224 234V233H223ZM77 235V234H76ZM140 235V234H139ZM144 236V234H142ZM150 235V234H149ZM206 235V234H205ZM221 235V234H220ZM142 236V238H143ZM167 236V235H166ZM181 236V235H180ZM179 236V239H180ZM209 236V235H208ZM218 236V235H217ZM230 236V235H229ZM228 236V237H229ZM134 237H136V240L134 241ZM205 237V236H204ZM203 237V238H204ZM207 237V236H206ZM220 237V236H219ZM224 237V236H223ZM78 238V237H77ZM152 238V237H151ZM173 238V237H172ZM217 238V237H216ZM222 238V237H221ZM92 239V238H91ZM153 239V238H152ZM157 239V238H156ZM155 239V240H156ZM220 239V238H219ZM223 239V238H222ZM76 240V239H75ZM129 240V239H128ZM126 240L128 243L129 241ZM139 240V239H138ZM144 240V239H143ZM175 240V239H173ZM178 240V239H177ZM182 240V239H181ZM180 240V241H181ZM188 240V239H187ZM206 240V238H205ZM132 241V240H131ZM157 241V240H156ZM207 241V240H206ZM217 241V240H216ZM222 241V240H221ZM224 241V240H223ZM231 241V240H230ZM117 243H119L118 241H116ZM177 242V241H175ZM187 242V241H186ZM214 242V241H213ZM220 242V240H219ZM226 242V240H225ZM229 242V240H228ZM227 242V244H228ZM195 243V242H194ZM210 243V242H209ZM208 243V244H209ZM223 244V242H220ZM121 244V243H119ZM130 243L127 244V246H129ZM145 244V243H144ZM211 244V243H210ZM219 244V243H218ZM226 244V243H225ZM133 245V244H132ZM132 245H130L132 247ZM136 245V244H135ZM207 245V243H206ZM214 245V244H213ZM224 245V244H223ZM237 245V244H235ZM115 246V245H114ZM123 247H125L124 245H122ZM129 246V248H130ZM205 246V245H204ZM231 246V245H228ZM116 247V246H115ZM113 244L112 245H108V248L110 249V251H113L114 248ZM155 247V246H154ZM158 247V246H157ZM162 247V246H161ZM209 247V246H208ZM215 247V246H214ZM220 247V246H219ZM235 247V246H232ZM42 248V247H41ZM40 248V249H41ZM117 248V247H116ZM143 248V247H141ZM153 248V247H152ZM207 248V247H206ZM209 248H212V246H210ZM218 248V247H217ZM215 247V249H217ZM222 248V246H221ZM44 249V248H43ZM128 249V248H127ZM179 249V248H178ZM192 249V247H191ZM190 249V250H191ZM223 249V248H222ZM225 249V248H224ZM224 249L222 251H224ZM229 249V248H228ZM36 250V249H35ZM42 250V249H41ZM77 250L78 249H74V251L72 252L71 257H69V259H72V257H76L77 256ZM137 250V247H136ZM152 250V249H151ZM177 250V249H176ZM175 250V251H176ZM180 250V249H179ZM189 250V251H190ZM220 250V248H219ZM231 250V249H230ZM107 251V250H106ZM192 251V250H191ZM211 251V250H210ZM214 251V250H212ZM219 251L218 255L220 258H226V254L224 255V252ZM228 251V250H226ZM235 251V250H234ZM233 251V252H234ZM34 252V251H33ZM120 252H121V248H120ZM124 252V251H122ZM153 252V251H152ZM229 252V251H228ZM232 252V251H231ZM117 253V252H116ZM160 253V252H159ZM173 253V251H172ZM33 254V253H32ZM108 254V253H107ZM115 254V252H114ZM174 254V253H173ZM181 254V253H179ZM216 254V253H215ZM231 254V253H230ZM34 255V254H33ZM128 255V254H127ZM151 255V254H150ZM236 255V252L233 253V258L231 259V263H225L224 264H234V257ZM106 256V255H105ZM112 256V255H111ZM114 256V255H113ZM126 256V255H125ZM177 256V255H176ZM214 256V255H212ZM225 256V257H224ZM107 257H109V255H107ZM151 257V256H150ZM149 257V258H150ZM153 257V255H152ZM168 257V256H167ZM166 257V258H167ZM219 257H215V258H219ZM111 258V257H110ZM118 258V257H117ZM165 258V260H166ZM172 258V257H171ZM229 258V257H228ZM106 258L104 257V260ZM113 259V258H112ZM116 259V258H115ZM119 259V258H118ZM127 259V258H126ZM153 259V258H152ZM150 259V260H152ZM157 259V258H155ZM170 259V256H169ZM31 260V259H30ZM108 260V259H107ZM148 260V259H147ZM146 260V261H147ZM150 260L148 261L150 263ZM168 260V259H167ZM216 260V259H215ZM224 260V259H223ZM226 260V259H225ZM228 260V259H227ZM106 261V260H105ZM145 258L143 262H146ZM156 261V260H155ZM222 261V260H221ZM203 262V261H202ZM31 263H36V262H31ZM38 263V262H37ZM148 263V264H149ZM217 263V262H216ZM223 263V261H222ZM30 264V263H29ZM145 264V263H144ZM178 264V263H177Z\"/></svg>",
    "mask_w": 264,
    "mask_h": 264
},
{
    "label": "crops",
    "instance_id": "crops-1",
    "mask_svg": "<svg viewBox=\"0 0 264 264\" xmlns=\"http://www.w3.org/2000/svg\"><path fill=\"white\" fill-rule=\"evenodd\" d=\"M168 14H170V13H168ZM166 54L168 55V53H166ZM164 56H166V55L164 54L161 57H164ZM161 57L158 59H161ZM177 75H179V74H177ZM177 75H175V76H177ZM187 77H189V76H186L185 79H184V77L180 78L181 81H178V78H175L176 80H174V82H171L172 84H167L168 86L165 85V86L160 87V88L158 87L157 88L158 91L156 89L154 90V91H156L155 93L153 91V94L151 95V98H149V100H150V107H152L151 111H153V113L155 112L156 114L155 113L153 114L151 112L152 114L150 116L151 121H150L149 129H148V136H149V140H151L150 146L152 145V149H154L155 155H161V154L169 155L170 153L167 151L169 148L168 145H170V146L173 145V147H174L173 155L182 156L181 155V153H182L186 157H189V156L201 157L203 159V161L201 160V158H198V161L204 162L203 157L208 155V154H211V152L210 153L208 152L209 149H214V151L217 150L216 153H217V155H219L220 145H221V142H222V139L224 136L223 133H225V128L223 130V127H222L225 124V123L223 124V122L224 121L225 122L230 121V118L233 117V114L231 116V113L234 112L235 96L229 95L228 90L226 89V87L224 85H218V83H220V82H218L219 81L218 79L216 80V83H215L216 86H215L214 83L211 81L212 79H215V78L209 76V74L208 75L204 74L202 80H200L199 78L193 79L191 77H189L190 78L189 79ZM207 79L210 81H208ZM197 80H199V81H197ZM183 81H185V82H183ZM186 82L188 84H186ZM196 82H198V84H196ZM199 82H201V83H199ZM191 83H193V84H191ZM172 85H174V86H172ZM190 85H192V86H190ZM177 87L180 88V89L178 88V91H177ZM191 88L193 89V91ZM201 89L203 91H201ZM205 90H208V91H205ZM160 91H162V92H160ZM200 91L204 93L203 94L204 98H199V97H203ZM234 92H236L235 88L233 90V93ZM156 93H158L160 95H157ZM168 93H169V95L171 94L170 97H169ZM197 93L199 96L196 95ZM163 95H164V97H163ZM177 97L179 98V100ZM165 98H167V99H165ZM180 98H182V99L184 98L185 100L184 99L182 100ZM199 99H200V101H198ZM207 100H209V101H207ZM205 101H207V104ZM151 102L156 108L155 107L153 108V105H151ZM190 102H191V104H190ZM200 102H204V103L200 104ZM155 103H156V105H155ZM186 103H187V106L185 105ZM198 103H199V105H198ZM192 104L194 106H192ZM197 107L200 109H197ZM183 109H187V110L183 111ZM187 111L190 112V114H188ZM191 111L192 112L194 111V112L191 113ZM197 111H200L201 113L197 112ZM228 111L230 114L228 113ZM194 113H195V115H194ZM157 114H158V116H157ZM201 114H204V115H201ZM184 115H186L187 117L189 116L188 118L194 117V120L190 118V120H191L190 121ZM192 115H194V116L192 117ZM182 117H184V118H182ZM223 117H224V119H223ZM178 118L179 119L181 118V119L179 120ZM186 119L188 122L186 121ZM220 120H221V122H220ZM151 124H152V126H151ZM173 124L175 125V127L173 126ZM188 124H190V125H188ZM216 124H217V126H216ZM220 126H221V128H219ZM176 127L178 129H176ZM158 129L159 130L161 129V130L158 131ZM149 131H150V133H149ZM218 133H219V135H218ZM174 143L175 144L177 143V144L174 145ZM180 144L182 145L181 146L182 148L178 147V146H180ZM161 145H162V147H161ZM178 149H181V150H178ZM177 152L180 154H178ZM193 152H195V153H193ZM161 170H164L166 173L168 171L167 168L166 169L162 168ZM121 234H122V232H121ZM121 234H119V237H121ZM114 242H115V240H114Z\"/></svg>",
    "mask_w": 264,
    "mask_h": 264
},
{
    "label": "water",
    "instance_id": "water-1",
    "mask_svg": "<svg viewBox=\"0 0 264 264\" xmlns=\"http://www.w3.org/2000/svg\"><path fill=\"white\" fill-rule=\"evenodd\" d=\"M150 15H152V17L157 18V20H162L165 21L167 23H180L182 25L185 26H189L191 29L199 31L201 33H203L209 40H211L215 45H217L218 49L221 50L222 48H224V43L223 41L216 35V33L207 25H205L204 23L184 16L182 14H165L163 12H150L145 11L144 14L141 16L140 20H139V24L138 26H136V30L134 32H132V34L128 37V39L125 41V43L112 55L108 56L106 59L103 60H97V59H77V60H73V61H69L66 63H62L60 65V70L64 69L65 67H67L68 65L72 64V63H76V62H81L83 64L86 65H91V66H104V65H108L110 63H114L119 61L120 59L124 58L130 51V48L134 45V43L137 41V39L140 37V35L143 33L146 25L148 24V20ZM131 23L133 22L132 20H130ZM138 27V28H137ZM223 50V49H222ZM217 52H219L217 50ZM225 57H227V53L225 55ZM223 57V58H225ZM241 66H245V67H249V66H260L259 64H256L255 62H245V63H238ZM41 95V94H40ZM39 96H33V95H28V97L26 98L25 101H23V103H21V105L18 107L17 109V113L15 112V114L12 116V120L8 123V125L4 128V129H0V130H7V133H5V139L8 138L12 135L13 136V132L10 128L15 120L16 115H21L26 108H28L32 102L36 99H38ZM24 110V111H23ZM16 127H18V124H15ZM21 125H19L20 128ZM7 134V135H6ZM10 134V136L8 137V135ZM4 138H1L0 136V153L1 154H8L9 153V149H10V145L7 146V141ZM7 146V147H6ZM1 166V163H0Z\"/></svg>",
    "mask_w": 264,
    "mask_h": 264
}]
</instances>
